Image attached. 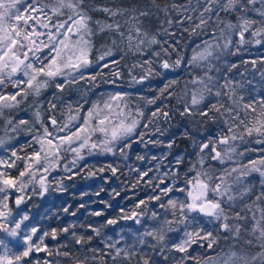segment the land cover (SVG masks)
Returning a JSON list of instances; mask_svg holds the SVG:
<instances>
[{
	"label": "snow or ice",
	"instance_id": "1",
	"mask_svg": "<svg viewBox=\"0 0 264 264\" xmlns=\"http://www.w3.org/2000/svg\"><path fill=\"white\" fill-rule=\"evenodd\" d=\"M203 3L202 10L196 16L188 15V8L174 4L172 7L179 13L181 19L174 21L169 18L166 21L169 26L175 23L178 27L187 23L189 27H185L183 30L188 32L190 36L202 34L212 23L213 15L216 16L217 23L223 25L219 28L218 34L214 32L211 40H205L201 45L193 47L192 55L188 57L179 52L177 47L171 49L163 47L156 35H149L147 31L143 30V18L149 16L147 10L132 9L133 15L125 21L129 24L125 32L116 17L127 15L129 11L127 9L118 8L114 10L110 7L93 9L103 12L111 18L112 22H106L93 21L89 9L85 8V0H47V2L45 0H30V3L27 0H0V118L5 116L6 110L21 108L27 103L29 97H39L42 90L48 88L50 84L54 83L56 89L62 92L69 83H77L78 79L84 80L85 71L93 64L97 68H108L109 64L116 67L119 61L115 60L114 53L118 54L123 50L120 45L125 40L128 43V50L134 49L136 52H140L151 45H159L162 52L152 53L157 58L162 53L168 57L171 52H175L176 60L169 62V59H163L160 65L162 69H175L180 67L184 60H187L190 71L194 72L198 68H211V61L218 56V53L229 48L232 43V34L237 30L240 43L245 42L244 34L250 29H255L251 32L252 37L264 38V0H260L262 7L257 9L261 17L260 20H253L240 15L237 24L222 20L220 11L224 13L246 12L247 7L242 0H203ZM254 3L255 0H247V5ZM160 10L168 11L167 6ZM192 11L195 12L196 9H192ZM53 20L56 22L52 23ZM163 31L168 33L167 28ZM105 33L107 34L106 41L110 39L111 43L106 42L97 49L94 40ZM41 37H46V42ZM255 42L261 43V39H256ZM45 50L48 52L46 57L42 55ZM97 52L99 55H96ZM106 58H108V62H105ZM256 63V61H252L253 65ZM137 67L143 70V74L139 80L136 76H132L134 83L146 80L155 71L151 60L132 65L133 69ZM232 67L235 68L236 65H232ZM99 75L101 73L87 78L95 81ZM112 75L120 76L121 72L117 70ZM61 76L65 77L63 83L56 80L57 77ZM68 77L71 79L69 80ZM109 82L113 83L114 81ZM176 83L175 80L166 83L160 89V94L172 95L169 89ZM187 83L193 86L191 99L190 102L187 100L189 93L186 86L181 116L192 115V110L204 105L206 98L210 96H227L230 101L229 106L217 101V103L207 105L206 110L196 113L202 118L211 120L216 119L213 113L219 114V116L225 117L223 122L227 125L226 132L218 133L219 139L209 137L207 142L199 145L200 151L197 152L199 165H205L209 155L206 152L207 149H211V153H214L211 155L212 161H219L224 164L225 161H231L233 155L240 157L245 155L244 152H237L233 142L243 141L246 137L255 135L258 138L257 143H264V98L244 102V96L237 93L240 85H234L228 80L220 86L227 91H221L218 88L213 93L215 85L213 77L208 75V72H204L203 75H192L191 80ZM9 86L13 91L8 90ZM54 98L59 99L55 94ZM158 99H160L159 96L154 97L147 100V103L155 105ZM130 104L129 94L120 91L109 93L106 98L101 97L93 102L86 112L81 110L82 105L77 106L73 111L71 104H69V113L64 122L58 121L55 115L49 117L51 127L45 124L44 120L41 119V112L37 110L33 115L35 123L40 125L41 131L33 134L32 140L25 147L32 149L34 145H38V148L34 149L30 156H20L16 149H12L11 157L8 159L0 158V194H4L0 197V208L3 209L0 210V230L15 237L18 235L23 221L28 219L27 214H25L21 216L20 220L14 222V226H8L6 221L12 217V209L7 202V193L13 189L20 193L29 184L39 183V194L44 195L49 190V174L60 163L67 160L65 154L72 155L69 162L72 167L69 168L68 164L65 163V170L71 173L69 179L80 173L86 172L88 176H94L97 172L106 170H110L115 175L118 166H113L111 163L95 171L90 170V166L87 164L79 167L76 172H73L72 168H77L86 154H115V151L118 150L120 156L127 158L126 149L131 147L132 138L138 133L142 141L145 135L144 131H140L145 112L139 105L133 108ZM57 107L56 103L49 101L47 111L54 113ZM160 115H163L166 120L169 119V113L162 112V109L157 108L150 116L146 117L149 123L143 124V127L148 129ZM29 123L28 120L17 122L11 118L6 121V124L13 131H18L20 126H27ZM28 131L31 132L32 129L28 128ZM2 143L3 140H0V144ZM168 147H172V144L169 143ZM218 147L221 150L218 151ZM20 151H23V148ZM137 159L142 160L144 157L138 156ZM19 162H23V170L19 172V176H13L11 170L18 168ZM176 163L179 165L181 160L177 159ZM41 167L42 172L37 180V172L40 171ZM189 172H195V175H185V186L179 189L185 193V199H168L167 205H160L161 208L171 209L173 217L177 215L178 206L180 219L178 221L165 219L156 227L150 229L145 227V231L138 236L141 244L146 243L145 238H151L156 242L150 245L153 249L158 244H165L167 233L173 230V223H183L187 229L194 219V217L190 219L189 214H202L204 217H208L210 221L218 222L219 229H223L237 239L242 236L243 232L247 231L245 226L246 215H241V212H233L232 215H229L230 209L226 208V205L236 201L233 192L235 187L242 185L244 177L251 172H259L261 177H264V155L258 159L249 160L247 164H241L237 161L235 167L223 169L219 176L212 174L211 165L205 170L203 167L197 169L196 164H193ZM139 175L145 177L148 173L140 172ZM55 183L59 186L58 190H62L60 182L55 181ZM138 183L139 181H137ZM135 186L134 184L133 187ZM171 191H173L172 186L161 188V195H153L149 197V200L160 201L161 196H167ZM249 191V188L244 187L238 194L243 199ZM256 201H264V192L256 197ZM22 202L23 196H18L16 204L20 205ZM142 206L147 207L145 200H140L135 206V209H141V211L132 210L131 215L124 213L121 218L134 220L137 224H141L140 217L144 215ZM252 210L260 213L259 219L253 214L252 219L256 222L249 233L259 245L261 249L259 252L250 258L238 256L236 252H229L223 257L222 262L219 257H208L203 261L198 257H192L196 260V264H254L257 259L261 261V264H264V207H257L256 202H253L251 205H244L241 209L242 212ZM93 215L99 216L101 213L95 212ZM157 217L158 214L153 212L150 219L156 220ZM117 222V219H110L107 224H116ZM70 227L59 230L53 228L51 232H44L43 235L39 236V243L33 240V235H37L38 230L36 227H32L30 232L24 236L23 249L19 252H14L4 244L3 240H0V246L3 247V251L0 252V264H27L25 258L30 257L33 251H45L50 256L53 255L50 249L42 247L45 237L51 235L55 239L61 232H69ZM88 227L96 235L100 234V229L91 225ZM193 229V231L186 230L184 238L179 243L172 245L176 251L185 254L177 261V264H184V261L190 258L187 250L192 244L198 241H207V247L213 248L217 243L218 235H214L212 231L197 227L195 224H193ZM72 236L75 243L81 246L93 239L91 235L85 238L84 236H77L75 232H72ZM224 238L228 239V236ZM245 243L253 246L252 239L246 240ZM106 247L114 249V255L109 253L112 255V264H117L118 261L121 264L123 261L132 264L133 258L137 256H139L137 264H153L150 254L132 251L131 246L122 249L116 244L109 243L106 244ZM90 252L92 255H85L83 260L69 251H60L57 255L67 257L69 264H108L102 250L90 249ZM163 252L164 248L162 247L161 253ZM44 264H50V262L45 260Z\"/></svg>",
	"mask_w": 264,
	"mask_h": 264
},
{
	"label": "trees",
	"instance_id": "2",
	"mask_svg": "<svg viewBox=\"0 0 264 264\" xmlns=\"http://www.w3.org/2000/svg\"><path fill=\"white\" fill-rule=\"evenodd\" d=\"M30 0H27L29 2ZM47 1V0H46ZM247 7L246 12H231L224 13L220 11V18L226 22L233 24L239 23V16L244 15L249 19L260 20L261 17L257 9L262 7L260 0H255L253 5H247V0H242ZM183 6L188 8V15H199L204 3L203 0H85V8L89 9L90 15L95 20L112 22L111 18L103 12L94 11L96 7H110L115 9L129 10L127 15H118V20L126 32L129 24L125 23L128 17L133 15L132 9L147 10L149 16L143 18L142 28L147 31L149 35H156V38L161 42L165 48L171 49L177 47L178 51L190 57L192 55V48L196 45H201L205 40H211L214 32L218 34L222 24L217 23L216 16H212V23L200 35L190 36L188 32L183 29L189 27L187 23L178 27L175 23L169 26L166 21L171 18L174 21L181 19L179 13L173 9V5ZM167 6L168 11H161ZM192 9H196L195 12ZM219 11V9H216ZM167 28L166 34L163 30ZM255 29H250L244 34V41L240 43V36L237 32L232 34V43L229 48L223 52L218 53V56L211 61V68L196 69L194 72L190 71L187 60L182 62L180 67L175 69H162L161 62L163 59H169V62H174L177 58L175 52H171L170 56L165 57L163 53L159 58L152 55L154 52H162L159 45H151L148 48L142 49L140 52L128 50L127 40L124 41L120 47L123 49L118 54L114 53L115 60L119 61L116 67L109 64L108 68L99 67L95 64L91 65L84 73V80H77V83H69L65 86L64 91L56 89L55 84L42 90L39 97H29L27 103L16 110H6L4 117L0 118V158L8 159L11 157L12 149L18 151L20 156H30L31 152L37 148L34 145L32 149L25 147L29 141L32 140L33 134L41 131L40 125L35 123L34 113L39 110L41 112V119L49 127L51 115H55L60 122H64L69 113L68 105L71 104L73 111L77 106L82 105L81 109L86 112L92 103L99 100L101 97L106 98L109 93L117 91L128 93L130 97V106L135 108L137 105L145 112V118L142 119L140 131H144L145 135L141 139L137 133L130 141L131 147L126 149L127 158L120 156L119 151L115 154H100L92 153L85 155L83 161L77 165V168H72L76 172L79 167L84 164L90 166V170H98L101 167L111 163L113 166H118V171L115 175L110 170L104 172H97L94 176H88L87 173H80L68 177L70 172L65 170V163L71 168L69 161H65L53 169L48 177L49 190L40 195L39 183L28 185L23 192L7 193L8 204L15 213V218L27 214L28 219L23 221L21 232L28 234L32 227L38 230L37 235H33V240L39 243V236L44 232H51V229H62L70 227L69 232H61L55 239L51 235L45 237L42 247H47L53 253L49 255L48 252L33 251L30 257H26L27 264H44L48 260L50 264H69L67 257L59 256L60 251H69L71 254L79 256L81 260L85 255L91 256L90 249H100L103 251L105 259L108 264H112V255L114 249H108L106 244L113 243L120 248H128L131 246L132 251L139 253H146L151 255L153 264H177V261L184 256L172 248L173 244L179 243L184 238V232L193 231V224L197 227H203L207 231H212L214 235H218V240L213 248L207 247V241H198L192 244L187 252L189 259L184 261V264H196V260L192 257H198L201 261L208 257H218L229 252H236L238 256L250 258L254 256L261 249L255 242V238L249 233L255 224L252 219L253 214L259 219L260 213L252 210L242 212L244 205H251L256 202L257 207H264V201H256V197L264 192V177H261L259 172H251L248 176L243 178L242 185L235 187L233 195L236 196L234 203L226 205L229 208V215L233 212H241V215H246V229L242 236L237 239L226 233L223 229H219V223L204 217L200 214H189L192 222L187 229L183 223H173L172 231L166 235V243L158 244L155 249L150 247L151 244L156 243L151 238H145L146 243L141 244L138 236L145 231V227L152 228L158 226L163 220L180 219L179 207L177 206V215L173 217L171 209L161 208L160 205H167L168 199L184 200L185 193L179 191L183 188L185 175H195V172H189L193 164H196L197 169L203 167L205 170L211 165L212 174L219 176L223 169L236 166L238 161L241 164H247L249 160L258 159L264 155V143H257V137H246L243 141H235L234 146L237 152H244L245 155L240 157L233 155L231 161H225L221 164L219 161H212L211 149H207L209 153L205 165L201 166L198 163L197 152L200 151L199 145L207 142L209 137L218 139V133L227 131V125L224 124L225 117L213 113L216 116L215 120L202 118L198 112L206 110V106L220 103L229 106L230 101L227 96L215 97L210 96L205 100V104L199 108L193 109L192 115L181 116L180 112L184 107V91L187 86L188 96L187 100L190 102L192 85L187 83L191 80L192 75H203L208 72V75L213 77V93L225 83L226 80L238 84L240 87L237 90L239 95H243L244 102L251 99L264 98V38L252 37L251 32ZM105 34H101L94 40L95 47L100 48L106 42L111 43V40L106 41ZM256 39H261V43H256ZM167 41V43H165ZM44 57L48 55L47 50L42 54ZM96 55H99L97 52ZM145 60H151L154 73L146 80L140 83H134L132 76H136L137 80L143 74V70L139 67L133 69V64H142ZM252 61H256L255 65ZM108 62V58L106 61ZM232 65H236L235 68ZM131 69V71H130ZM119 70L120 76H113L112 73ZM95 81L87 77L96 75ZM159 73V74H156ZM19 76V75H18ZM22 78V77H21ZM65 77H57V82L63 83ZM70 80L71 77H68ZM177 81L169 91L172 95H161L160 89L164 87L169 81ZM109 81H114L110 83ZM9 91H13L9 86ZM221 91L227 89L220 88ZM54 94L59 99L54 98ZM159 96L155 105L148 104L147 100ZM143 97V99H141ZM49 101L58 105L54 113L47 111ZM179 101V103H178ZM157 108L162 109V112L169 113V119H165L163 115L156 118L155 122L150 125L148 129L143 127V124L149 123L146 119ZM11 118L13 121L28 120L27 126H20L18 131H13L6 121ZM28 128L32 131L29 132ZM159 129V131H157ZM155 142V143H153ZM169 143L172 147H168ZM23 148V151L20 149ZM218 151L221 148L218 147ZM138 156H143L144 159L138 160ZM177 159L181 160L178 165ZM23 162H19V167L11 170L13 176H19V172L23 170ZM140 172H147L148 175L140 177ZM41 174V173H40ZM39 174V175H40ZM59 181L62 185V190H58L59 186L55 183ZM137 181L139 183L137 184ZM151 182V183H150ZM136 185L133 187V185ZM173 187V191L169 192L167 196H161L160 201L149 200L153 195H161L160 189L164 187ZM244 187L250 189L245 198L241 199L239 192ZM4 194H0L2 197ZM18 196H23V202L20 205L16 204ZM227 199L226 197L224 198ZM140 200L147 202V207L142 206L144 215L140 217L142 223L137 224L134 220H124L122 215L127 213L131 215L132 210ZM83 205V207H81ZM67 209V211H65ZM0 210H3L0 208ZM95 212H100L101 215H93ZM156 212L158 217L156 220L150 219L152 213ZM110 219H117L116 224H107ZM9 227H12L11 220L6 221ZM92 227L100 229V234L96 235L92 232ZM14 226V225H13ZM219 229V231H217ZM75 232L77 236L89 235L93 237L86 245L81 246L75 243L72 236ZM228 236V239L224 237ZM252 239L253 246L245 243L246 240ZM164 252L161 253V248ZM23 249V248H22ZM139 256L133 258L132 264H137ZM117 264H121L120 261ZM122 264H128L123 261ZM254 264H261L257 259Z\"/></svg>",
	"mask_w": 264,
	"mask_h": 264
},
{
	"label": "rangeland",
	"instance_id": "3",
	"mask_svg": "<svg viewBox=\"0 0 264 264\" xmlns=\"http://www.w3.org/2000/svg\"><path fill=\"white\" fill-rule=\"evenodd\" d=\"M45 2H47V1L45 0ZM29 3H30V1H29ZM25 6H27V5L25 4ZM55 22H56L55 20L52 21V23H55ZM41 31H44V30L41 29ZM41 39L45 40V42H46V37H41ZM18 75L20 76V74H17V76ZM37 148H38V145H37ZM65 155L67 157V160L66 161H69L70 162L71 159H72V155L71 154H65ZM61 164H64V162L61 163ZM41 172H42V167L40 168V171L37 172V180L39 179V174ZM25 182H26V179H25ZM29 185H31V184H29ZM9 193H16V192L13 189ZM14 216H15V213L12 212V217L9 219V220H11V222H12L13 225H14V222L16 220H20V216H18V218H15ZM20 234L21 235H19V236L17 235L15 237H13V236L8 235L4 231L0 230V240H3L4 241V244L8 248L12 249L14 252H19L23 248V238L26 235V233L25 232H21ZM2 251H3V247L0 246V252H2ZM226 255L227 254H223V255L218 256L220 258L221 262L223 260V257L226 256Z\"/></svg>",
	"mask_w": 264,
	"mask_h": 264
},
{
	"label": "water",
	"instance_id": "4",
	"mask_svg": "<svg viewBox=\"0 0 264 264\" xmlns=\"http://www.w3.org/2000/svg\"><path fill=\"white\" fill-rule=\"evenodd\" d=\"M219 139V138H218ZM200 215H202V214H200Z\"/></svg>",
	"mask_w": 264,
	"mask_h": 264
}]
</instances>
